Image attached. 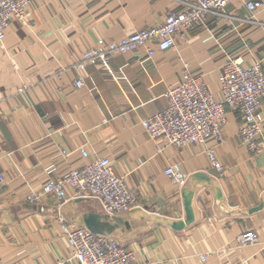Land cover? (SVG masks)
Here are the masks:
<instances>
[{"label":"crops","instance_id":"obj_1","mask_svg":"<svg viewBox=\"0 0 264 264\" xmlns=\"http://www.w3.org/2000/svg\"><path fill=\"white\" fill-rule=\"evenodd\" d=\"M180 9L176 0H31L26 22H11L0 44V264H56L71 253V225L114 237L136 264H198L201 255L208 264H264V127L258 153L238 141L242 119L230 110L222 143L178 148L151 139L144 127L167 105V89L182 81L183 62L216 99L228 59L260 61L264 71V6L253 22H240L231 15L246 9L234 1L228 16L209 15L204 26L177 36L173 49L150 59L144 50L115 55L117 79L88 65L84 86L74 84L82 51ZM208 145L221 171L210 164ZM96 156L111 159L134 193L127 211L108 216L95 200L60 205L51 195L26 201L48 176ZM168 166L182 173L181 184L164 173ZM247 229L259 242L240 246Z\"/></svg>","mask_w":264,"mask_h":264},{"label":"built area","instance_id":"obj_2","mask_svg":"<svg viewBox=\"0 0 264 264\" xmlns=\"http://www.w3.org/2000/svg\"><path fill=\"white\" fill-rule=\"evenodd\" d=\"M176 1L181 9L169 11L161 24L137 29L119 40L99 41L82 51L75 64V86H84L88 65H98L112 79H117L112 64L115 55H140L144 50L145 59H150L159 51L175 48L177 36L195 26H204L211 14L228 16L226 9L234 1H240L246 9L242 17L231 15L240 22H253L251 19L255 12L264 6L262 0ZM30 3L31 0H0V44L6 39L7 29L13 20L26 22ZM181 78L180 83L167 89V105L144 122L145 131L151 139H162L178 148L192 143H222L223 128L230 110L238 113L242 119L237 133L238 141L248 150L260 152L264 127V71L260 61L244 66L241 57L228 59L219 70L218 99L210 93L201 77L193 75L188 63H182ZM205 152L210 164L221 171L223 166L213 147L208 145ZM164 173L175 184L184 181L182 173L175 166L166 167ZM4 181L0 169V184ZM66 189L71 190L70 196L65 194ZM39 195H51L60 205L69 200H95L108 216L125 212L136 204L134 193L127 187L124 178L115 173L111 159L106 156H96L89 163L70 168L61 176H48L40 193H30L26 201L35 202ZM66 235L71 253L56 264H136L134 252L110 235L76 225H71ZM237 241L240 246L254 245L259 242V236L256 231L247 229L242 231ZM207 260V255H201L198 264H208Z\"/></svg>","mask_w":264,"mask_h":264},{"label":"water","instance_id":"obj_3","mask_svg":"<svg viewBox=\"0 0 264 264\" xmlns=\"http://www.w3.org/2000/svg\"><path fill=\"white\" fill-rule=\"evenodd\" d=\"M87 229H89L90 231L95 232V233L105 234V233H102V232H99V231H94L93 229H91V228H89V227H87Z\"/></svg>","mask_w":264,"mask_h":264}]
</instances>
